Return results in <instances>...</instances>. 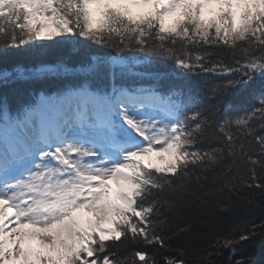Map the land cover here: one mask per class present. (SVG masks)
Wrapping results in <instances>:
<instances>
[{
  "label": "snow or ice",
  "instance_id": "1",
  "mask_svg": "<svg viewBox=\"0 0 264 264\" xmlns=\"http://www.w3.org/2000/svg\"><path fill=\"white\" fill-rule=\"evenodd\" d=\"M81 38L115 49L82 67L95 74L110 65V89L85 82L15 111L0 98V264H155L144 251L121 259L111 249L125 241L166 248L162 209L173 202L158 194L183 191L201 179L195 172L226 156L245 157L250 167L241 183L264 191V182L256 183L264 160L249 154L254 146L264 154V134H257L264 93L250 112L227 111L215 130L224 147L203 149L199 137L223 99L204 107L176 92L125 86L134 65L120 55L134 48L145 59H173L186 73H238L213 89V98L249 89L264 80V0H0L4 55L36 41ZM209 49L239 52L244 63L206 67ZM71 72L64 64L0 68V86ZM255 234L253 225L218 244L235 252Z\"/></svg>",
  "mask_w": 264,
  "mask_h": 264
},
{
  "label": "trees",
  "instance_id": "2",
  "mask_svg": "<svg viewBox=\"0 0 264 264\" xmlns=\"http://www.w3.org/2000/svg\"><path fill=\"white\" fill-rule=\"evenodd\" d=\"M38 45H48L40 48ZM193 54L197 51L193 49ZM212 53L201 63L206 67L228 66L239 68L237 60L244 63L242 55H233L225 49H209ZM113 48H106L80 39L79 43L54 44L52 41H36L20 49L0 53V68H12L17 65L33 68L64 64L72 69L66 76L40 78L28 82H18L0 86V98L15 111L22 106L34 103L41 94L50 96L67 89L76 88L82 83L94 87L110 89L112 70L110 65L102 66L95 74L82 71V67L95 57L105 59L115 56ZM126 61L136 60L133 74L127 75L121 83L132 87H155L162 94L176 92L185 103L201 104L204 107L224 103L219 110L209 116L206 130L199 137L197 147L221 148L224 145L216 139V128L223 123L227 111L231 109L250 112L259 106V99L264 93V80H257L249 89L228 90L222 97L213 98V89L223 86L229 79L238 78V73L201 71L199 67L186 73L173 59L152 57L145 59V54L136 49L122 52ZM233 132L238 135L233 127ZM257 134H264V127L257 123ZM253 159L264 160L259 147L254 146L249 153ZM250 164L245 157L226 156L216 167L204 172L197 171L192 183L183 191L171 190L158 196L172 201L170 210H163L165 220L162 235L167 247L148 246L143 243L125 241L119 247L111 249L121 259L141 250L154 259L155 264H165V257L183 259L186 264H235L243 260L245 264H264V191L257 187H247L241 183ZM256 183L264 182V172L257 168ZM206 177V178H205ZM167 208V206H165ZM256 226L252 239L235 246V252L229 247L218 244L225 238H234L241 230H250ZM123 240V238H122ZM138 260V258H136Z\"/></svg>",
  "mask_w": 264,
  "mask_h": 264
},
{
  "label": "rangeland",
  "instance_id": "3",
  "mask_svg": "<svg viewBox=\"0 0 264 264\" xmlns=\"http://www.w3.org/2000/svg\"><path fill=\"white\" fill-rule=\"evenodd\" d=\"M127 62H129V63H131V64L134 65V67H133V69H132V72H134V71H135V66H136V64H139V61H136V60H129V61H127ZM131 74H133V73H131ZM62 93H64V92H61L60 94H62ZM52 96H55V95H52ZM8 215H9V217H10L11 219H14V217H12L11 211H9ZM13 226H14V225H13Z\"/></svg>",
  "mask_w": 264,
  "mask_h": 264
}]
</instances>
